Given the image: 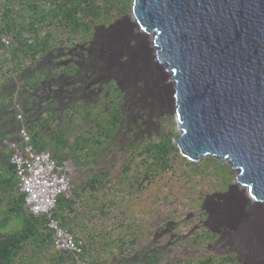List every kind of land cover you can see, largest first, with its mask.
<instances>
[{
	"label": "trees",
	"instance_id": "trees-1",
	"mask_svg": "<svg viewBox=\"0 0 264 264\" xmlns=\"http://www.w3.org/2000/svg\"><path fill=\"white\" fill-rule=\"evenodd\" d=\"M132 2L0 0V264H75L70 252L55 247L49 216L33 214L19 190L6 142L17 139L22 127L35 151L49 152L60 166L68 161L78 170L108 165L92 170L81 183L73 181L72 196L61 195L52 212L60 227L84 242L82 257L88 264H157L164 254L156 251L159 245L149 251L140 246L134 250L140 259L126 261L111 248L115 240L100 246L99 233L79 236L88 216H112L117 202L109 197L128 189L138 193L156 177L175 176L180 159L195 175L213 178L218 191L233 182L229 167L215 158L195 164L180 154L174 117L164 112L155 80L129 62L133 45L97 40L98 28L129 14ZM126 137L128 144L117 149ZM219 235L204 229L195 241L210 243ZM137 242L134 237L130 244ZM122 243L116 248L121 256L126 252ZM169 264L241 263L231 253Z\"/></svg>",
	"mask_w": 264,
	"mask_h": 264
},
{
	"label": "water",
	"instance_id": "water-1",
	"mask_svg": "<svg viewBox=\"0 0 264 264\" xmlns=\"http://www.w3.org/2000/svg\"><path fill=\"white\" fill-rule=\"evenodd\" d=\"M173 90L180 154L228 162L264 203V0H133Z\"/></svg>",
	"mask_w": 264,
	"mask_h": 264
},
{
	"label": "rangeland",
	"instance_id": "rangeland-1",
	"mask_svg": "<svg viewBox=\"0 0 264 264\" xmlns=\"http://www.w3.org/2000/svg\"><path fill=\"white\" fill-rule=\"evenodd\" d=\"M106 28H98L97 40L110 38L120 42L124 48L133 45L129 50L131 66L138 67L145 76L153 77L156 96L164 112L174 117L177 128L172 85L154 57L151 39L134 25L132 10L108 30ZM127 139L118 140L116 148L126 146ZM202 158L194 163H199ZM215 159L228 166L234 177L227 190H216L213 178L195 175L180 159L175 176L165 174L156 177L138 193L128 189L123 194L109 197L117 202L112 216L100 217L96 212L94 217L88 216L84 222L86 227L80 230L79 236H84L86 231L99 233L100 246L115 240L116 244L111 243V248L116 257H124L126 261H132L133 257V260L140 259L141 253L135 254V248L145 246V251H149L159 245L162 248L156 251L164 254L157 264L184 259L195 263L205 256L227 257L231 253L237 254L241 264H264V208L254 203L235 181L237 171H233L228 162ZM66 165H69L72 180L77 183L83 182L92 170L98 172L108 166L104 163L99 167L90 165L78 170L71 161ZM119 167L120 163H117L116 168ZM204 229L218 231L219 238L210 243L195 241L196 235L203 234ZM134 237L138 242L132 247L130 241ZM122 241L126 250L123 256L116 251Z\"/></svg>",
	"mask_w": 264,
	"mask_h": 264
},
{
	"label": "built area",
	"instance_id": "built-area-1",
	"mask_svg": "<svg viewBox=\"0 0 264 264\" xmlns=\"http://www.w3.org/2000/svg\"><path fill=\"white\" fill-rule=\"evenodd\" d=\"M17 118L22 120L23 115L18 114ZM6 143L13 151L11 162L16 166L19 190L25 195L27 207L35 215L49 216L47 225L54 232V245L57 249L70 252L75 258V264H88L82 257L84 242L60 227L52 217L59 197H70L73 193L69 165H58L49 152H36L24 127L20 129L17 139Z\"/></svg>",
	"mask_w": 264,
	"mask_h": 264
},
{
	"label": "bare ground",
	"instance_id": "bare-ground-1",
	"mask_svg": "<svg viewBox=\"0 0 264 264\" xmlns=\"http://www.w3.org/2000/svg\"><path fill=\"white\" fill-rule=\"evenodd\" d=\"M152 46V45H151ZM152 48H154L153 46H152ZM154 50V49H153ZM239 184V183H238ZM240 185V184H239ZM246 191V190H245ZM247 193V192H246ZM258 205H260V206H262L263 208H264V203H258Z\"/></svg>",
	"mask_w": 264,
	"mask_h": 264
}]
</instances>
